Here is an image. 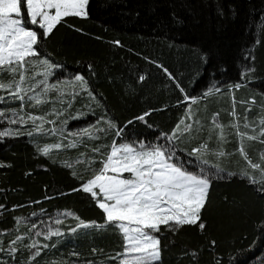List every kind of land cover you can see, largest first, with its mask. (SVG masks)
Wrapping results in <instances>:
<instances>
[{
	"label": "trees",
	"instance_id": "obj_1",
	"mask_svg": "<svg viewBox=\"0 0 264 264\" xmlns=\"http://www.w3.org/2000/svg\"><path fill=\"white\" fill-rule=\"evenodd\" d=\"M88 13L87 19L66 18L39 47L38 59L59 66L52 70L49 84H57L66 93L65 101L72 99L73 92L80 93L72 107L59 119L48 115L54 108L64 109L59 101L24 108L27 114L55 119V125L45 123L44 128L55 127L62 136L50 131L29 136L32 123L9 124L10 111L0 118V131L20 133L0 137V164L4 165L0 167V205L4 206L0 245L5 248L0 264H118L109 259L123 251L118 232L78 228L79 220L98 224L105 220L88 194L73 191L91 176L92 168L99 167L89 163L100 159L91 149L101 146L107 152L104 146L113 140L117 144L136 142L137 147L140 142L167 144L162 135L171 134L189 108L200 124L194 125L192 133L181 132L174 147L188 170L198 174H204L201 168L208 170L211 188L202 212L206 228L201 232L198 226H184L174 235L162 226L157 234L162 264H264V198L239 175L244 169L252 170L237 151L239 137L230 126L234 118L229 115L234 97L241 132L251 133L243 127L245 116L253 125L264 117V0H90ZM157 65L176 78L184 93ZM77 74L85 77L95 101L74 80ZM140 76L145 77L142 82ZM184 94L197 102L179 103ZM57 95L49 93V99ZM252 99L254 105L248 103ZM19 104L9 100L0 109L19 111ZM146 112L150 113L145 117L147 123L136 119ZM69 113L83 115L69 118L65 126L63 120ZM216 113L225 126L227 142L222 145L217 139L219 129L212 124ZM100 117L116 127L97 123ZM93 125L106 129L94 131L100 139L63 132ZM118 130H122L120 137L115 135ZM73 140L77 147H66ZM205 142L211 150L222 147L229 155H207L209 165H202L188 153ZM57 143L65 147H53L48 156L41 153L40 149ZM244 147L254 162L260 161L264 144L245 140ZM66 163L72 167H65ZM214 164L224 172L217 173L211 168ZM253 175L260 178L259 172ZM73 228L77 231L72 232ZM57 231L62 235H49ZM18 235L24 240L13 259L7 248ZM33 240L41 253L35 260L32 254L37 249L24 247Z\"/></svg>",
	"mask_w": 264,
	"mask_h": 264
},
{
	"label": "snow or ice",
	"instance_id": "obj_2",
	"mask_svg": "<svg viewBox=\"0 0 264 264\" xmlns=\"http://www.w3.org/2000/svg\"><path fill=\"white\" fill-rule=\"evenodd\" d=\"M89 2L90 0H0V92L7 93V96L0 95V104L8 103L9 100L20 102L19 111L15 108L0 109V118L5 117V111H10L12 118L8 119L9 124H20L23 127L31 122L32 128L27 132L29 136L45 131H50L53 135L57 134L58 130L55 127L50 130L44 128L45 123L55 125L57 121L48 120L44 115L27 114L24 112L25 106L36 107L59 101L65 106L64 109L54 108L48 113L59 119L64 116L67 108L72 107L75 97L80 95L79 92H73L72 99L65 101L66 93L57 84H49L48 80L53 74L52 70L59 66L48 59H38L41 55L39 47L42 40L49 38L58 25L66 23V18L87 19ZM29 25L35 26V29ZM76 30L82 31L81 29ZM114 43L118 46L120 44L119 41ZM157 67L162 68L168 78L176 83L181 93H184L179 82L163 65H157ZM37 68L44 70L37 71ZM38 76L42 79L37 80ZM144 79V76L139 77L141 82ZM74 80L78 82L82 91L95 101L96 97L88 88L85 77L77 74ZM234 87L238 89L240 85ZM49 93H58V95L50 100ZM208 94L205 93V95ZM196 102V99L184 94L183 100L179 103L195 104ZM248 103L254 105L256 101L252 99ZM261 108L264 110V105ZM246 111L250 112L251 107H248ZM80 115L69 113V116L63 120V124L66 126L69 118L79 119ZM148 115L150 113L146 112L136 119L147 123L145 117ZM229 115L234 118L230 126L235 129V134L239 137L237 151L246 161L247 168L252 170L249 172L244 169L239 175L255 186L257 193L264 198V151L260 153V161L254 162L244 147L245 140L264 144V139H261L264 137V117L259 120L258 124L253 125L245 116L243 127L251 129L252 134L248 131L241 132L234 97L232 111ZM218 116L219 113L214 114L212 124L214 129H219L217 139L222 145L227 140L224 132L225 126L219 122ZM185 119L192 122L185 123ZM185 119L177 124L171 134L162 135L161 139L167 141V144L146 146L140 142L137 147L136 142L117 144L113 140L110 145L104 146L109 149L107 152L102 151L101 146H94L91 149L93 153L100 156V159L89 161V163H98L99 167L92 168L91 176L73 191L88 194L96 206L102 210L105 220L103 224H98L97 222H84L77 217L78 228L94 227L118 232L124 242L123 251L109 257L111 260H117L118 264H162L161 238L157 235L161 233L162 226L165 231L172 232L174 235L184 226H198L201 232L206 228L202 220V212L209 202L211 181L208 170L201 168V173L204 174H195L188 170L185 163L176 156L174 147V141L179 138L181 132L192 133L194 125L200 124L199 120L193 118L190 108L185 113ZM100 121H103L108 129L116 127L111 120L100 117L97 123ZM181 125L184 126L183 129ZM94 131L105 132L106 129L93 125L81 129L78 133H69V135L100 139L93 134ZM19 134V131L13 132L11 129L0 131V137ZM115 135L122 136V130L116 131ZM53 147L60 149L65 145L59 143L48 145L40 151L48 156ZM66 147H77V141H70ZM188 155L194 156L202 165H209V160L204 158L207 155L221 158L229 153H226L222 147L213 151L205 142L194 147ZM3 166L0 164V167ZM65 167H72V165L66 163ZM211 168L216 169L217 173L224 172L218 164L211 165ZM255 172L260 173L259 179L253 175ZM126 173L128 175H125ZM72 174L77 176L75 171ZM228 175H237V173H228ZM2 209L4 206L0 205V210ZM56 222L61 223L60 220ZM71 231L76 232L77 228ZM49 235H62V233L57 231ZM23 240L24 237L18 235L10 241L7 251L11 258L15 259V254L19 251L18 245L22 244ZM212 244L214 245L215 241ZM24 247L37 249L32 254V260L41 254L35 240ZM43 247L47 248L48 245H43ZM3 251L5 248L0 245V252ZM95 251L93 249V252ZM73 255L77 254L73 253ZM28 264H31V261ZM87 264H93V262L88 261Z\"/></svg>",
	"mask_w": 264,
	"mask_h": 264
},
{
	"label": "rangeland",
	"instance_id": "obj_3",
	"mask_svg": "<svg viewBox=\"0 0 264 264\" xmlns=\"http://www.w3.org/2000/svg\"><path fill=\"white\" fill-rule=\"evenodd\" d=\"M43 70H44L43 68H38V69H37V71H41V72H42ZM48 82L50 83L49 80H48ZM38 91H39V90H38ZM24 112L26 113V111H24ZM26 118H27V117H26ZM37 123H39V122H37ZM15 125H20V124H15ZM80 131H81V130H69V131H68L67 129H64V130H63V132L67 133L68 135H69V133H78V132H80ZM61 133H62V131H61V132H57V134H55V135L62 136L63 133H62V134H61ZM70 136H71V135H70ZM63 137H64V136H63ZM60 144H62V143H60ZM52 149H54V148H52ZM52 149H51V150H52ZM195 174H198V173H195ZM125 175H128V174L126 173Z\"/></svg>",
	"mask_w": 264,
	"mask_h": 264
},
{
	"label": "crops",
	"instance_id": "obj_4",
	"mask_svg": "<svg viewBox=\"0 0 264 264\" xmlns=\"http://www.w3.org/2000/svg\"><path fill=\"white\" fill-rule=\"evenodd\" d=\"M249 134H252V133H249Z\"/></svg>",
	"mask_w": 264,
	"mask_h": 264
}]
</instances>
